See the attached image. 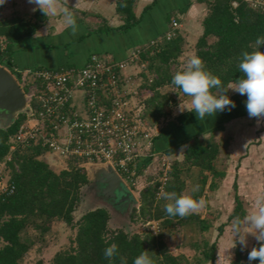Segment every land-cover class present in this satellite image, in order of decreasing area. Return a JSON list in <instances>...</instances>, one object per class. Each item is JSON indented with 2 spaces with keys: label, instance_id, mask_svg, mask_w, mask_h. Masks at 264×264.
<instances>
[{
  "label": "trees",
  "instance_id": "obj_1",
  "mask_svg": "<svg viewBox=\"0 0 264 264\" xmlns=\"http://www.w3.org/2000/svg\"><path fill=\"white\" fill-rule=\"evenodd\" d=\"M157 1L152 0L143 11L151 8ZM199 1L205 2L207 11L201 21L202 32L195 43V55L202 60L204 69L218 77L224 88H228L229 84L244 76L238 67L242 53L264 51V44L259 46L255 44L258 36H264V12L252 8L246 0ZM134 3L135 0L116 1L115 11L122 21L121 25L116 27L119 33L126 32L139 23L140 17L133 11ZM169 18L168 16L167 22H170ZM45 19L46 16L39 9L29 18L11 15L0 19L1 66L14 74V68H17L12 60L15 46L25 37L32 35ZM97 30L108 32L110 27L105 26ZM211 38L212 41L209 42ZM182 45L183 37L177 30L169 40L161 39L153 45L148 42L144 47H138L140 50L137 63L141 64L147 60V71L157 74L149 87L147 85L143 87V92L151 91L144 109L155 122L170 113V101L167 96L159 93L158 87L171 83L173 76L169 72L170 64L180 54ZM210 92L217 96L223 94L216 88L210 89ZM181 95L187 96L182 91ZM226 95L229 96V89ZM238 101L240 106L235 109V116L247 112L245 101L240 98ZM30 106L35 110L34 101L30 102ZM223 113L227 114L225 111ZM26 118L27 115L19 114L8 127L0 128V161L5 160L9 154L11 140ZM187 139H191V142L186 146L183 160L201 172L198 190L191 196L196 200L202 193L206 181V176L202 175V172L207 171L212 177H222L224 173L214 167L218 143L214 140L202 142L197 135L188 133ZM45 151L44 146L30 143L22 149L16 148L11 153L10 160L6 161L10 169L7 184L12 186V192H0V264H24L22 258L32 242L26 236L29 227L43 234L49 229V222L53 219H61L71 224L72 213L82 198L81 190L89 184L86 172L72 159L69 160L67 169L54 171L45 161L39 159ZM144 163L145 161L142 162ZM142 168L141 166L140 169ZM233 184L236 185L235 182ZM183 186L180 170L173 165L167 174L163 192L182 195ZM154 191L147 189L141 192L138 208L133 207L131 210L129 217L131 222L134 223L135 212L138 215L147 212L150 219L157 220L163 227L174 225L178 228L195 220L199 223L200 229L208 228V223L194 213L185 217L169 216L164 210L167 203L155 202ZM233 198L234 205L229 218L242 219L246 214L242 201L236 192ZM109 218V212L104 207H95L83 212L75 225L76 233L72 245L68 249L57 251L49 264H133L134 259L143 252H147L153 264H203L215 258L214 242L205 241L194 260H189L183 255L171 253L162 239V233L153 231L140 233L124 227L113 228L108 224ZM112 244L117 246L118 251L117 255L109 259L104 256V249ZM256 247H259V244ZM247 257L248 254L242 255L236 249L235 257L229 264H245V261L248 262ZM252 263L258 264V259Z\"/></svg>",
  "mask_w": 264,
  "mask_h": 264
},
{
  "label": "rangeland",
  "instance_id": "obj_2",
  "mask_svg": "<svg viewBox=\"0 0 264 264\" xmlns=\"http://www.w3.org/2000/svg\"><path fill=\"white\" fill-rule=\"evenodd\" d=\"M5 10L1 9L0 11L5 14L7 13ZM1 13L0 19L6 18ZM29 16L27 14L21 17L29 18ZM199 36L196 38V32L193 29L188 37L183 38L181 52L170 64L169 72L172 76L177 71L184 69L189 58L196 57L195 43ZM211 41L212 38L209 42ZM146 65H148L147 60L141 64L135 63L127 71V76L130 77L128 91L132 99H134V102H142L144 106L147 104V99L151 91L145 90L143 92V87H146V85L149 87L150 83L157 76L155 72L147 71L148 68H146ZM232 84H229V86ZM158 91L161 95H165L169 99L170 113L160 117L155 122L146 114L147 112L143 108V113L146 114L144 115V121L146 127L153 135V144L161 134L166 132L170 134L173 130H177L176 128L182 123L185 114L189 112L188 110L180 111V107L186 108L191 102V97L181 95L179 88L172 83L168 82L161 85L158 87ZM141 93L146 94L142 95ZM229 96L236 97L237 99L235 98V100L240 98L246 101V95L242 96L232 89H229ZM223 122L221 121L220 125L216 123L213 129H204L200 131V134H197L198 139L202 142L214 140L218 143V155L214 160V167L217 171L224 173L222 177H212L211 173L207 171L202 172V175L204 174L206 176V181L202 193L195 201H202L203 203L192 213L204 219L208 223V228L205 230L200 229L199 223L195 220L178 228L174 225L163 227L157 220L150 219L147 212L143 215H138L135 212L134 223L133 221L127 222L123 226L124 229L136 230L140 233L145 231L160 232L162 233V239L171 253L183 255L189 258V260H194L195 256L202 250L205 241L208 243L214 242L216 248L214 252L215 258L213 261L205 262V264H229L235 257L236 249L242 255H245L259 244L255 240L254 235L244 233L247 239V247L241 251L240 245L232 233L231 226L233 219L229 218V214L234 205L233 195L235 192L239 195L246 214L257 207L258 201L264 203V117H249L246 112L245 114H238L236 119ZM221 125L224 127H219ZM190 142L191 139H186V141H177L176 145L171 144L170 148H173L171 153L156 150L153 159L145 169H137L135 181L129 184L133 197L130 200L129 214L132 208L136 207L134 205L135 200L140 202L141 192L147 189L155 190V202H170V200L164 198L165 192L158 188L162 181L163 162L170 165V169L175 165L180 170V179L184 182L182 195L192 196L198 190L201 172L197 167L183 160L185 146ZM39 159H42L48 164L45 152L39 156ZM68 163L69 161H65L61 166H55V164L48 165L54 171L58 172L61 169H67ZM0 165H2L1 190V187L7 183L10 169L6 164H3V161H0ZM77 166L85 171L82 164H78ZM234 182L236 184L235 186L233 184ZM89 184L81 190L82 198L72 213L73 221L71 224H67L61 219H53L49 222V229L43 234L30 227L27 229L26 236L32 242L30 248L22 258L24 264H49L57 251L68 249L72 245V240L76 233L75 225L78 219L83 212L98 204L96 200H93L94 198H100L97 193L100 188L94 189L93 187L91 189ZM244 263L249 264L247 261Z\"/></svg>",
  "mask_w": 264,
  "mask_h": 264
},
{
  "label": "built area",
  "instance_id": "obj_3",
  "mask_svg": "<svg viewBox=\"0 0 264 264\" xmlns=\"http://www.w3.org/2000/svg\"><path fill=\"white\" fill-rule=\"evenodd\" d=\"M246 1L264 12V0ZM179 28L180 23L172 20L164 34L149 44L171 39ZM139 50H132L121 61L91 52L81 66L14 68L13 76L26 96L31 114L14 134L3 164L16 148L40 144L46 152L61 160L72 159L76 165L110 166L129 187L137 169H145L156 153L153 135L142 114L144 104L134 102L128 91L127 69L137 63ZM31 101L35 110L31 109ZM1 171L2 165L0 186ZM169 171L170 165L163 162L158 186L161 191ZM0 192L11 193L12 186L6 183Z\"/></svg>",
  "mask_w": 264,
  "mask_h": 264
},
{
  "label": "crops",
  "instance_id": "obj_4",
  "mask_svg": "<svg viewBox=\"0 0 264 264\" xmlns=\"http://www.w3.org/2000/svg\"><path fill=\"white\" fill-rule=\"evenodd\" d=\"M116 1L56 0L58 8L66 7L73 12L78 26L77 31L72 32L71 28L65 24L63 14L59 11L56 15L46 16L45 21L32 35L25 37L15 46L12 54L13 64L17 68L30 66L57 68L62 64L81 66L91 52L121 61L126 59L132 50L144 47L151 39L161 37L172 20H177L180 23L178 34L183 38L188 37L193 29H195L197 38L202 32L201 21L207 11L205 2L199 0H158L151 8L143 11L144 7L152 0H135L133 11L137 17H140V21L128 31L119 33L116 27L121 25L122 21L115 11ZM1 9H6L7 13L5 14L0 11L5 17L31 15L37 10L36 6L29 3L28 0H6L3 5H0ZM168 16L170 22H167ZM105 26L110 27L108 32L97 30ZM131 67H128L127 71ZM230 97L236 107L231 111L225 110L227 113L225 115L223 112H218L213 116H206L203 120H198L195 112H187L180 126L176 128L177 130H173L170 134L163 133L155 140L153 144L155 151L162 150L171 153L173 149L170 148L171 144L176 145L177 141H186L187 133L197 135L204 129H213L216 123L220 125L223 120L227 122L236 119L235 109L239 108L240 103L235 100L236 97ZM162 151L159 152L163 153ZM45 157L48 164H55V166H61L66 161L46 151ZM92 165L103 164H83L87 174ZM100 174L95 171V177H99ZM89 183L91 189L93 187L98 189L104 185L99 182L89 181ZM121 184L123 190L116 191L115 198L98 195L100 198L93 197V200H96L98 204L90 208H106L110 215L108 224L113 228L123 227L127 222H130L129 206L133 197L131 189L122 181ZM134 205L137 207L139 202L135 200Z\"/></svg>",
  "mask_w": 264,
  "mask_h": 264
},
{
  "label": "clouds",
  "instance_id": "obj_5",
  "mask_svg": "<svg viewBox=\"0 0 264 264\" xmlns=\"http://www.w3.org/2000/svg\"><path fill=\"white\" fill-rule=\"evenodd\" d=\"M5 2L6 0H0V5ZM28 2L34 4L45 16L61 12L65 24L71 28L73 33L77 31L78 26L73 12L66 7L58 8L56 0H28ZM255 44L257 46L264 44V36H258ZM238 67L244 74L243 78L237 79L231 86L224 88L218 77L204 69L203 62L199 57L189 58L184 69L177 71L171 80L174 86L191 97L190 105L186 108L180 107V111H194L198 120L225 110L231 111L236 107V104L226 95V92L228 89H232L242 96L246 95L245 106L249 117H264V51H244ZM212 88L221 90L223 94L213 95L210 92ZM164 198L172 201L165 205L164 210L173 217H185L203 203L195 201L191 196L177 195L175 192L164 193ZM231 228L241 251L247 247L244 233L254 235L255 240L259 242V247H253L248 252V262L252 264L258 259V264H264V203L258 201L257 207L247 213L243 219L234 218ZM117 251V246L112 244L104 249V256L110 259L117 255ZM133 264H153V261L147 252H143L134 259Z\"/></svg>",
  "mask_w": 264,
  "mask_h": 264
},
{
  "label": "water",
  "instance_id": "obj_6",
  "mask_svg": "<svg viewBox=\"0 0 264 264\" xmlns=\"http://www.w3.org/2000/svg\"><path fill=\"white\" fill-rule=\"evenodd\" d=\"M19 114H31L26 96L13 74L0 65V128L8 127ZM91 167L89 175L86 173L88 180L104 184L100 187V196L115 198V192L123 190L121 179L110 166ZM95 171L101 173L99 177H95Z\"/></svg>",
  "mask_w": 264,
  "mask_h": 264
},
{
  "label": "flooded vegetation",
  "instance_id": "obj_7",
  "mask_svg": "<svg viewBox=\"0 0 264 264\" xmlns=\"http://www.w3.org/2000/svg\"><path fill=\"white\" fill-rule=\"evenodd\" d=\"M127 198V197H126ZM119 202V201H118Z\"/></svg>",
  "mask_w": 264,
  "mask_h": 264
}]
</instances>
